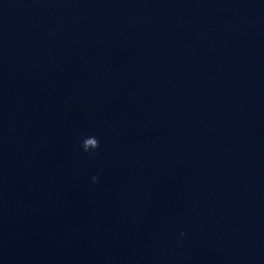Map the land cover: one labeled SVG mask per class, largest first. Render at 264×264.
<instances>
[{
	"label": "clouds",
	"instance_id": "obj_1",
	"mask_svg": "<svg viewBox=\"0 0 264 264\" xmlns=\"http://www.w3.org/2000/svg\"><path fill=\"white\" fill-rule=\"evenodd\" d=\"M82 147L85 152L90 149H97L99 147V141L95 137L86 138L82 143ZM95 179L96 177H93V180ZM181 235H184V233H181Z\"/></svg>",
	"mask_w": 264,
	"mask_h": 264
}]
</instances>
